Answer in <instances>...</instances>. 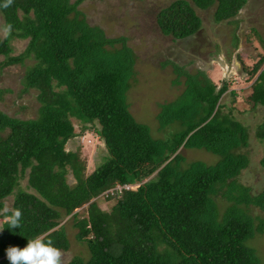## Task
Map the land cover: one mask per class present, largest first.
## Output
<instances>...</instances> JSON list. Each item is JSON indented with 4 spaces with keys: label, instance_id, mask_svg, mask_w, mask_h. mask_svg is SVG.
Segmentation results:
<instances>
[{
    "label": "trees",
    "instance_id": "trees-1",
    "mask_svg": "<svg viewBox=\"0 0 264 264\" xmlns=\"http://www.w3.org/2000/svg\"><path fill=\"white\" fill-rule=\"evenodd\" d=\"M84 1L0 0L10 37L28 41L20 56L10 57L8 38H0V69L33 59L22 84L37 92L39 103L37 117L30 120L0 111V209L13 196L12 208L22 211L16 229L0 216V264H10L8 247L23 248L37 235L67 251L60 225L65 216L73 219L76 239L89 252L87 260L75 257L65 264H260L247 242L264 232V221L252 217L249 207L264 210V194L252 197L238 183L249 164L239 152L248 147V134L220 104L227 83L217 90L202 73L190 76L175 66L185 90L160 107L158 120L161 129L173 123L180 129L154 139L126 102L135 76L133 51L126 38H107L87 24L78 10ZM247 2L175 0L159 10L156 23L164 36L180 41L201 28L196 10L214 7L213 21L219 24L235 18ZM244 72L254 81L243 103L252 110L264 107V52ZM71 119L104 144L103 162L88 176L65 148L77 136ZM255 134L264 140V123ZM182 148L204 150L218 161L183 168ZM22 178L31 192L20 188ZM126 184L138 186L107 193ZM102 195L105 210L97 201ZM82 207L86 215L78 218L75 211Z\"/></svg>",
    "mask_w": 264,
    "mask_h": 264
},
{
    "label": "rangeland",
    "instance_id": "rangeland-1",
    "mask_svg": "<svg viewBox=\"0 0 264 264\" xmlns=\"http://www.w3.org/2000/svg\"><path fill=\"white\" fill-rule=\"evenodd\" d=\"M174 1L86 0L78 10L88 25L100 28L107 38H126L127 46L135 56L134 82L126 94V102L133 119L146 125L154 139H165L180 129L176 123L161 129L158 120L160 107L173 103L185 90L184 76H178L175 66L167 61L176 64L190 76L202 72L203 76L217 85V90L225 81L228 88L220 104L224 105L225 111L232 110L233 116L247 128L248 134V147L239 152L248 157L249 164L238 177V183L249 188L252 197L264 194V166L261 164L264 140L255 134L257 127L264 123V107L252 110L243 103L254 81L246 80L244 70L249 71L264 52V0H248L235 18L219 24L213 21L214 7L205 11L196 10L202 24L200 36L198 39L191 38L187 43H176L170 36H164L156 23L159 10ZM5 29L0 16V38H8L10 57L20 56L28 41L10 37ZM210 57L214 59L213 62ZM33 64V59H25L22 64L0 69V111L8 116L21 120L37 117V92L34 89L25 90L22 84L24 74ZM176 80L181 83L175 84ZM230 92H234L235 96ZM71 121L77 136L68 141L65 148L76 154L83 175L88 176L103 162L104 144L95 132H82L81 124L74 119ZM179 152L184 159L183 168L192 162H203L210 166L218 161V157L204 150L182 148ZM66 178L71 186L75 184L71 173L68 172ZM26 179L19 180L20 188L31 192L27 189ZM133 188L137 186L133 185ZM97 201L103 210L107 209L103 195ZM12 202L13 196H10L4 205L12 208ZM220 203L222 207L228 204L224 199ZM83 208L75 211L78 212V218L86 215ZM249 209L252 217L264 221L262 208L251 206ZM73 224L70 216L61 220L60 225L64 227L69 242L68 250L63 251V264L75 257L83 260L89 257L86 245L76 239L77 229ZM247 244L256 252L260 264H264V232L256 233Z\"/></svg>",
    "mask_w": 264,
    "mask_h": 264
},
{
    "label": "clouds",
    "instance_id": "clouds-1",
    "mask_svg": "<svg viewBox=\"0 0 264 264\" xmlns=\"http://www.w3.org/2000/svg\"><path fill=\"white\" fill-rule=\"evenodd\" d=\"M8 3H11V0H8ZM8 30L5 29V31ZM126 185L131 187L133 185L138 186L137 184ZM129 190H134V188ZM0 216L3 217V223L7 224L8 228L16 229L21 227L22 211L20 209H13L5 204L0 209ZM3 230L4 228H0V232ZM6 255L10 264H63L64 254L52 239L46 238L45 235H37L32 239H28L27 246L23 248L18 246L8 247Z\"/></svg>",
    "mask_w": 264,
    "mask_h": 264
},
{
    "label": "flooded vegetation",
    "instance_id": "flooded-vegetation-1",
    "mask_svg": "<svg viewBox=\"0 0 264 264\" xmlns=\"http://www.w3.org/2000/svg\"><path fill=\"white\" fill-rule=\"evenodd\" d=\"M200 31H201V28L195 33V34H193L192 36H190V37H188V38H186V39H183V40H180V41H184L185 43H187V42H189V40L192 38V39H198V37L200 36ZM200 41V39L199 40H197L196 42H199ZM174 42H178V41H174ZM189 45V44H188ZM189 49H191V51H193V48H191L190 46H189ZM210 59H211V62H213L214 61V59H212L211 57H210ZM168 63H170L171 65H173V67L174 66H177L176 64L174 65V63H172L171 61H167ZM231 70V69H230ZM199 73H202V72H199ZM198 75V74H197ZM226 75V74H225Z\"/></svg>",
    "mask_w": 264,
    "mask_h": 264
},
{
    "label": "built area",
    "instance_id": "built-area-1",
    "mask_svg": "<svg viewBox=\"0 0 264 264\" xmlns=\"http://www.w3.org/2000/svg\"><path fill=\"white\" fill-rule=\"evenodd\" d=\"M129 189H133V187L127 186V185H117L114 188H112L111 190H109L107 193L115 194V192H117L120 194L123 191L129 190Z\"/></svg>",
    "mask_w": 264,
    "mask_h": 264
}]
</instances>
